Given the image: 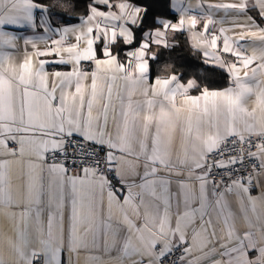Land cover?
Instances as JSON below:
<instances>
[{"label":"snow or ice","instance_id":"obj_1","mask_svg":"<svg viewBox=\"0 0 264 264\" xmlns=\"http://www.w3.org/2000/svg\"><path fill=\"white\" fill-rule=\"evenodd\" d=\"M174 6L0 0V242L12 264H105L101 250L112 264H264V191L251 194L264 189V0L198 3L199 31L188 8L170 19ZM184 31L200 71L153 79L177 46L168 34ZM217 68L229 87L201 82Z\"/></svg>","mask_w":264,"mask_h":264},{"label":"trees","instance_id":"obj_2","mask_svg":"<svg viewBox=\"0 0 264 264\" xmlns=\"http://www.w3.org/2000/svg\"><path fill=\"white\" fill-rule=\"evenodd\" d=\"M44 2L51 5L53 0H44ZM77 3L78 10H82L84 6L89 3V0H77ZM52 11L60 13L63 10L57 7L52 9ZM252 15H256V13L253 12ZM67 18L68 16L65 14V19ZM170 19L176 22L177 16L173 13ZM77 22L78 21L75 18L72 21V23ZM169 42L175 43L177 46L171 53L165 50L160 61L152 64V78L155 79L157 76L166 77L172 72H184V80L186 82L188 78L200 71L203 56L192 48L191 42L185 33H175ZM153 51H155V49H153ZM120 57H124L123 51H120ZM203 67H207V65H204ZM200 79L202 83H207L210 89L219 90L230 85L227 72L220 68H217L212 73L206 74V77H200ZM191 94L197 95L199 93L193 90Z\"/></svg>","mask_w":264,"mask_h":264},{"label":"crops","instance_id":"obj_3","mask_svg":"<svg viewBox=\"0 0 264 264\" xmlns=\"http://www.w3.org/2000/svg\"><path fill=\"white\" fill-rule=\"evenodd\" d=\"M215 2H220V0H174L175 6L172 8L171 11H172V13H174L177 16V21H178V19L180 17V9L181 8H188L187 15L188 16H196L198 18V20L200 21V23H198L197 29H196L197 31H199V30H202V28H203V21L207 19L208 10L206 7L204 9L197 8L196 5L198 3H203L206 6L208 3H215ZM221 2H228V0H221ZM221 15H223V13H213L214 18H216V19H220ZM234 15H235L234 13L230 14L227 17V20H232ZM237 22H242V21H237ZM224 26H227V25H224ZM262 26H264V25H262ZM217 27H219V25H217ZM182 33H185L191 42V35H192L191 32L184 31ZM17 34L23 35L24 33L18 31ZM168 35H169V41H170L173 34L169 33ZM52 38H56V37L53 36ZM242 43L246 46L248 53L251 54L252 41H245ZM256 44L258 45L259 42L256 41ZM39 46L44 47L43 44H40ZM43 59H52V58L51 57H43ZM15 60L17 63L22 62V60H23L22 48H21L20 52L15 54ZM69 68H70V66H64V65L51 66L50 65V66H48L47 70L49 72H52L54 70L66 71V70H69ZM219 90H221V89H219ZM249 104H250V106H252V99L251 98L249 100ZM257 115H259V111H257ZM179 142H180V134H179V132H177V143H179ZM253 183L255 184V181ZM261 190L264 191V189H259L258 187H254L251 194L253 196H258L260 194ZM259 211H261V209L258 208V212ZM239 226L242 227L243 224L241 223V224H239ZM97 254L102 256L105 264H112L111 256L116 255V253L114 251L111 254H104L102 250H101V252H99ZM0 256H3L5 259L9 260L10 264H12V262H14V255H13L11 249L3 242H0ZM82 264H83V258H82Z\"/></svg>","mask_w":264,"mask_h":264},{"label":"built area","instance_id":"obj_4","mask_svg":"<svg viewBox=\"0 0 264 264\" xmlns=\"http://www.w3.org/2000/svg\"><path fill=\"white\" fill-rule=\"evenodd\" d=\"M248 169L249 170H251V166L250 165H248ZM221 171V174H224V175H226V173H224V171L223 170H220Z\"/></svg>","mask_w":264,"mask_h":264}]
</instances>
